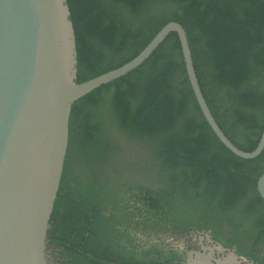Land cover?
<instances>
[{"label":"trees","instance_id":"16d2710c","mask_svg":"<svg viewBox=\"0 0 264 264\" xmlns=\"http://www.w3.org/2000/svg\"><path fill=\"white\" fill-rule=\"evenodd\" d=\"M67 3L76 81L128 61L177 20L216 121L237 146L255 147L264 123V0ZM263 171L264 147L244 158L212 130L170 31L135 68L72 102L49 264H186L185 248L201 231L264 264Z\"/></svg>","mask_w":264,"mask_h":264},{"label":"water","instance_id":"95a60500","mask_svg":"<svg viewBox=\"0 0 264 264\" xmlns=\"http://www.w3.org/2000/svg\"><path fill=\"white\" fill-rule=\"evenodd\" d=\"M170 31L178 35L192 90L217 137L238 156L259 154L264 123L250 150L225 134L204 97L179 21L164 23L123 64L76 81L75 33L67 0H0V264H49L47 229L63 169L72 102L135 68ZM256 187L264 199V171ZM210 240L223 251L210 252L202 243L186 247L185 263L254 264L234 248Z\"/></svg>","mask_w":264,"mask_h":264},{"label":"rangeland","instance_id":"374dc122","mask_svg":"<svg viewBox=\"0 0 264 264\" xmlns=\"http://www.w3.org/2000/svg\"><path fill=\"white\" fill-rule=\"evenodd\" d=\"M209 236L210 235H209L208 232H203V231L196 232V233L192 234L193 240H195V242H196V246H199L200 243H202V244H204L206 246L207 245H213V244H215V242H213L212 240H210V237ZM173 243L175 245H178V246H179V244H182L181 241L180 242L179 241H177V242L174 241ZM180 247H183V245H180ZM246 263L247 264H250V263H248V260L246 261Z\"/></svg>","mask_w":264,"mask_h":264},{"label":"bare ground","instance_id":"6f19581e","mask_svg":"<svg viewBox=\"0 0 264 264\" xmlns=\"http://www.w3.org/2000/svg\"><path fill=\"white\" fill-rule=\"evenodd\" d=\"M209 247V251L212 252V251H215V250H221L223 251V248L220 246V245H216V244H213V245H208ZM231 252L228 253V255L230 254ZM230 257H232V255H229ZM240 262V261H239Z\"/></svg>","mask_w":264,"mask_h":264}]
</instances>
